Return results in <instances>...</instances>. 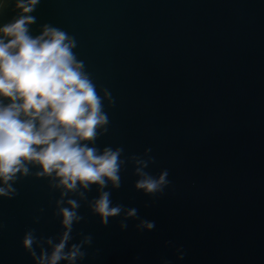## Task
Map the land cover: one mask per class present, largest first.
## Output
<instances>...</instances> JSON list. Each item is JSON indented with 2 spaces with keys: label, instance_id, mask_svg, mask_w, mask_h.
Returning <instances> with one entry per match:
<instances>
[{
  "label": "water",
  "instance_id": "obj_1",
  "mask_svg": "<svg viewBox=\"0 0 264 264\" xmlns=\"http://www.w3.org/2000/svg\"><path fill=\"white\" fill-rule=\"evenodd\" d=\"M17 2L0 0V27ZM29 15L33 37L74 40L107 118L82 143L119 150L120 179L67 190L25 162L0 182V264H47L66 232L78 255L58 264H264V0H39ZM105 192L121 209L107 223Z\"/></svg>",
  "mask_w": 264,
  "mask_h": 264
},
{
  "label": "clouds",
  "instance_id": "obj_2",
  "mask_svg": "<svg viewBox=\"0 0 264 264\" xmlns=\"http://www.w3.org/2000/svg\"><path fill=\"white\" fill-rule=\"evenodd\" d=\"M38 2L18 0L19 17L0 27V182L7 184L17 172L26 173L25 162L30 161L38 163L45 174L55 172L67 190L75 189L77 182L85 188L103 186L105 178L119 187V150L106 149L99 154L82 143L93 141L97 126L105 124L107 118L94 84L73 54L74 40L48 26L39 36L29 33L28 26L35 19L29 13ZM5 98L9 101L6 104ZM165 176L156 180L144 175L136 187L154 193L165 183ZM6 194L0 187V195ZM110 203L105 192L95 205L104 223L121 211ZM69 204L72 210H62L68 231L77 218L76 203ZM135 214V209L128 213ZM146 226L151 229L154 225ZM67 239L66 232L47 264L74 260L78 249L70 256L63 252ZM32 242L31 235L25 237V247L30 249Z\"/></svg>",
  "mask_w": 264,
  "mask_h": 264
}]
</instances>
